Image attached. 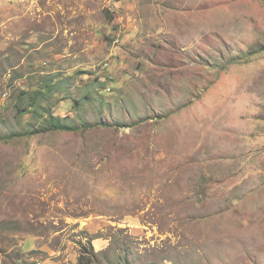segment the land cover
I'll return each mask as SVG.
<instances>
[{"label": "rangeland", "instance_id": "374dc122", "mask_svg": "<svg viewBox=\"0 0 264 264\" xmlns=\"http://www.w3.org/2000/svg\"><path fill=\"white\" fill-rule=\"evenodd\" d=\"M92 246L264 264V0H0V264Z\"/></svg>", "mask_w": 264, "mask_h": 264}, {"label": "trees", "instance_id": "16d2710c", "mask_svg": "<svg viewBox=\"0 0 264 264\" xmlns=\"http://www.w3.org/2000/svg\"><path fill=\"white\" fill-rule=\"evenodd\" d=\"M47 120V125L49 128L52 129H58V130H65V131H77L80 128L89 129L91 128V125L86 123L82 126H76V125H68L67 123H64L59 116L50 115ZM10 136V135H9ZM91 251H85L83 252L78 259L77 264H91L92 260L95 259V254L93 253L94 249L93 246L91 247Z\"/></svg>", "mask_w": 264, "mask_h": 264}]
</instances>
